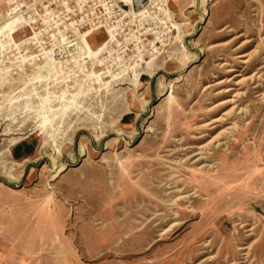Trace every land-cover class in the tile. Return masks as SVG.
Returning <instances> with one entry per match:
<instances>
[{
	"label": "rangeland",
	"instance_id": "374dc122",
	"mask_svg": "<svg viewBox=\"0 0 264 264\" xmlns=\"http://www.w3.org/2000/svg\"><path fill=\"white\" fill-rule=\"evenodd\" d=\"M36 3L0 0V264H264V0H146L139 51L42 75Z\"/></svg>",
	"mask_w": 264,
	"mask_h": 264
},
{
	"label": "built area",
	"instance_id": "2783aa9c",
	"mask_svg": "<svg viewBox=\"0 0 264 264\" xmlns=\"http://www.w3.org/2000/svg\"><path fill=\"white\" fill-rule=\"evenodd\" d=\"M36 2V14L41 29L35 36L41 46L40 55L42 57L53 55L56 57V66L63 69H82L83 64L73 56L74 44L70 42V39L74 38L72 33L79 34L82 31L84 34L88 31L92 33L95 29H105L108 38L113 34V39L103 52L107 54L120 52L122 56H129L130 51L134 49L129 47L134 38L125 34L121 36L123 19L125 16L138 14L142 11L140 8L146 7V0H36ZM23 20L33 22L30 14ZM68 29L72 32H68ZM133 44L139 51L138 43ZM82 52L85 53V50Z\"/></svg>",
	"mask_w": 264,
	"mask_h": 264
},
{
	"label": "bare ground",
	"instance_id": "6f19581e",
	"mask_svg": "<svg viewBox=\"0 0 264 264\" xmlns=\"http://www.w3.org/2000/svg\"><path fill=\"white\" fill-rule=\"evenodd\" d=\"M22 21H24L23 20V18L20 16V15H13V16H11V17H9V18H7L6 20H4L2 23H1V25H0V36H1V34L2 33H4V32H6L7 31V34H8V36L10 37V40H12L13 39V33L17 30V26H18V24L19 23H22ZM28 41V38L27 39H24L23 41H22V43H25V42H27ZM82 41L84 42V50H85V53L87 54V55H89V56H93V57H98L99 56V54L101 53V51L104 49V47L106 46V43L104 42V43H102V44H100L98 47H96V48H92L91 46H90V44L88 43V41H87V39L84 37V36H82ZM16 44H18L19 45V43H17V42H15ZM32 55V54H31ZM236 55V54H235ZM32 57H34V58H37V59H40V57H39V55L37 54V55H33ZM220 64V63H219ZM38 66H39V68H40V70H39V73H40V75H42L43 74V72H44V70H47V71H52V69L56 66V57H54L53 55H49L48 57H46L41 63H39L38 64ZM232 68V67H231ZM92 74H94V75H99V74H96V73H92ZM149 74V73H148ZM229 76V75H228ZM254 77V76H253ZM138 80H140V71H136L135 72V80H134V83H137L138 82ZM98 81H99V78H98ZM234 86V85H233ZM205 87V86H204ZM242 90V89H241ZM245 91V90H244ZM235 92V91H234ZM78 95H79V91H77V92H75V93H73V94H71V96L70 95H68L67 94V91L65 90L61 95H60V97L63 99V100H65V102H64V105H65V107L63 108V110L62 111H59V112H61V114H63L64 112H66V110L69 108V106L71 105V104H73L74 102H76V99H77V97H78ZM262 95V94H261ZM233 98V97H232ZM230 99V98H229ZM225 100H228V99H225ZM236 101V100H235ZM236 103V102H235ZM234 103V104H235ZM67 106H68V108H67ZM233 108H234V106H232ZM231 109V108H230ZM240 110H241V108H240ZM228 111V110H227ZM229 112V111H228ZM61 114H59V115H61ZM55 116H58V112H55V114H54V116L53 117H50L49 115H46V114H44V115H42V118L44 119V127H46V128H48L47 126L48 125H51V126H53V118L55 117ZM63 116V115H62ZM61 116V117H62ZM217 117V116H216ZM205 123H207V122H205ZM213 123V122H212ZM212 125V124H211ZM223 129V128H222ZM228 129V128H227ZM218 135H219V132H218ZM212 140V139H211ZM207 143H209L208 141H207ZM200 149V148H199ZM213 150V149H212ZM187 155V154H186ZM207 161V160H206ZM201 162V161H200ZM172 163V162H171ZM203 163V162H202ZM177 194H179V193H177ZM185 194V193H184ZM180 195V194H179ZM181 196V195H180ZM175 199V198H174ZM174 209V208H173ZM178 212V211H177ZM180 221V220H179ZM182 221V220H181ZM175 223H176V221H175ZM173 224V223H172Z\"/></svg>",
	"mask_w": 264,
	"mask_h": 264
}]
</instances>
